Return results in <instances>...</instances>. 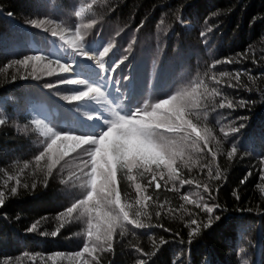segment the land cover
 Listing matches in <instances>:
<instances>
[{"label": "trees", "instance_id": "obj_1", "mask_svg": "<svg viewBox=\"0 0 264 264\" xmlns=\"http://www.w3.org/2000/svg\"><path fill=\"white\" fill-rule=\"evenodd\" d=\"M32 20L44 23L37 28ZM77 32L88 53L111 45L102 59L115 63L110 90L104 86L113 104L71 100L86 87L60 83L77 77L56 68L64 62L49 38L72 42ZM32 55L44 59L17 63ZM143 73L142 97L136 79ZM177 93L194 102L192 119L202 135L207 130L206 141L184 142L176 180L167 169L151 186V173L133 170L135 181L117 173L121 203L133 205L130 218L144 227L123 222L111 250L98 248L90 264H264V0H0V264H80L74 254L88 242L96 212L84 206L62 215L85 198L86 178L79 148L63 158L45 151L51 132L95 137L114 111L128 114ZM181 135L165 134L176 142ZM142 196L151 199L137 204ZM205 203L219 205L212 216L220 219L210 225L197 207ZM137 209L147 214L137 217Z\"/></svg>", "mask_w": 264, "mask_h": 264}, {"label": "snow or ice", "instance_id": "obj_2", "mask_svg": "<svg viewBox=\"0 0 264 264\" xmlns=\"http://www.w3.org/2000/svg\"><path fill=\"white\" fill-rule=\"evenodd\" d=\"M29 23L33 27L39 28L44 21L32 20ZM48 31V29H44ZM52 35L56 32L53 30ZM65 44H70L74 55L82 56L86 59L96 60L97 65L103 69L105 64L103 57L106 56L111 48V45L104 46L99 54L90 56L85 50L82 43L77 44L76 41H83L84 36L77 32L75 41L69 42L61 36ZM99 57V59L97 58ZM44 57L39 55L27 56L23 60L17 61L18 64L27 66L30 61H40ZM56 68L60 72L68 73L72 71L71 64H65L55 61ZM219 63V62H217ZM48 74L51 75L55 69L48 66ZM239 74L237 73V78ZM60 83L73 85H83L84 81L78 79L65 78ZM219 83V81H217ZM47 87H54V84H48ZM232 85H229L231 87ZM215 91V90H214ZM95 94V95H91ZM103 95L99 87L88 85L86 90L79 92L70 97L71 100L83 101L88 97L97 99ZM195 104L192 99L184 93L171 95L162 101L155 102L144 107H139L135 111L128 114L122 112H113L111 118L105 117L104 129L95 137H81L77 135H60L57 132H51V142L47 144L46 152H59L60 158L67 155L69 151H74L76 148H83L81 155H86V159L82 161L84 177L86 178L87 191L84 194L85 198L80 199L77 203L70 206L66 213L67 215L84 206H88L85 210L91 212L93 209L96 215L92 217L87 224V235L89 240L83 245L82 251H77L74 254L75 258H79L80 264H90L88 256L93 260L98 258L93 256V253L98 248L103 246V250H111V241L116 229H123L124 223L134 225L137 228H143L144 224L136 218H130L131 208L133 205H122L121 194L117 188V173L125 170L124 174L129 181H135L136 175L133 170H136L140 176L144 173H151V179L148 181V186L152 185L153 181H157V171H160V179H164L163 170L167 169L168 179L176 180L179 178L177 168L173 165L178 157L183 156L184 142H191L195 147L197 141L207 139V130L205 134L198 130L197 124L192 119L191 108ZM220 107H224L223 104ZM228 107H232L231 104ZM5 120L0 119V125H4ZM39 123V121H37ZM51 131V130H49ZM233 132H238L239 128H233ZM166 133L183 134L180 136V142L167 139ZM227 137L228 133H224ZM59 142V143H58ZM71 144L69 150H61L63 146ZM87 146V147H84ZM238 151V148L233 146L228 152V157L232 158ZM44 153L36 157L42 158ZM154 166V167H153ZM211 174V173H209ZM216 178L219 179V172ZM190 180L180 179L181 184L191 183ZM199 187V185H197ZM137 191L141 189V185L136 183ZM161 184L155 183V188L160 189ZM204 190L207 192L209 188L204 185ZM11 193L16 192V188H11ZM211 195V193H209ZM5 192L0 191V206L5 203ZM183 200L190 202L189 197L184 195ZM151 199L150 196H142L136 201L137 204H143L145 200ZM202 211L209 215V225L212 219L219 220V216L213 217L214 210L219 205L197 204ZM107 208V211L103 209ZM83 214V213H81ZM146 215L141 213L139 209L136 211V216ZM192 225H197L193 231H198L199 224L195 219L191 220ZM34 227V226H33ZM32 229H30L31 231ZM95 230V242L91 240ZM167 231V229H165ZM56 235V233H52ZM102 242V243H101ZM191 243V241H189ZM87 254V256L85 255ZM140 264H144L143 261Z\"/></svg>", "mask_w": 264, "mask_h": 264}, {"label": "rangeland", "instance_id": "obj_3", "mask_svg": "<svg viewBox=\"0 0 264 264\" xmlns=\"http://www.w3.org/2000/svg\"><path fill=\"white\" fill-rule=\"evenodd\" d=\"M184 27H189V25H186L184 24ZM47 37V35H46ZM35 40V38H34ZM32 37H30V44L31 46H33V41ZM17 41V40H15ZM36 41V40H35ZM49 41L52 45H54V49L56 51V55L59 59H61V61H63L65 64H71L72 65V71H69L68 73H65V74H68V75H76L77 79L78 80H82L84 81V84L83 85H80V84H73L72 86H75V87H87L88 85H91L93 87H99L101 92L103 93V95L97 97V99H105L106 101H108L109 103L113 104V102L115 101L114 99V95L111 94L112 96L109 95V90L111 88V84L113 82V77L111 76V71L112 69L114 68V65L115 63L111 60H109V58H105L103 60L104 64H105V67L103 69H101L97 64L96 66L94 67H90L89 66V70L90 72H83L82 69H81V62L82 60L84 59V57L82 56H76L74 55L73 51H72V48L70 47V44H65L64 43V40H61L59 43L55 41L54 38H49ZM10 43H12V40L9 41ZM88 42H90L88 40ZM82 43V42H81ZM103 42L100 41L99 42V46H101ZM83 44V43H82ZM84 45V44H83ZM16 46L14 45H11L9 46V50H13ZM67 50H71V53L73 54V59L71 62H67L64 60V58H62V56L60 55V53H65ZM14 51V50H13ZM88 52V51H87ZM90 56H94L96 54H93V53H88ZM61 56V57H59ZM147 57V56H146ZM99 59V57H97ZM82 59V60H81ZM135 61V58L134 59H130L128 60L127 64L126 65H131L133 62ZM138 65H141L140 64V60L137 62ZM144 67L146 70H148V67L144 64ZM93 69V70H92ZM97 71L98 73H93V72ZM108 81V85H109V90L105 89L104 86L106 85V82ZM136 82L139 83V92L138 94L139 95H142V97L144 96V90L146 88V83H145V77H144V73L142 75H139L138 78L136 79ZM28 95V98H30L33 94L30 93V94H27ZM91 95H95V94H91ZM89 99H93L92 97H88ZM87 98V99H88ZM93 100H96V99H93ZM61 105V107L63 106V104H59ZM70 127L71 126H68L66 129L67 130H70ZM73 127V126H72ZM75 128V127H73ZM40 144V143H38ZM87 147V146H85ZM75 153L81 157L82 160L86 159V155H81L83 153V148H79L75 151ZM80 154V155H79Z\"/></svg>", "mask_w": 264, "mask_h": 264}, {"label": "bare ground", "instance_id": "obj_4", "mask_svg": "<svg viewBox=\"0 0 264 264\" xmlns=\"http://www.w3.org/2000/svg\"><path fill=\"white\" fill-rule=\"evenodd\" d=\"M60 55L62 56V58H64L65 61L67 62H71L73 59V54L71 53V50H67L65 53H60ZM82 60V59H81ZM96 60H92V59H86L84 58L81 62V69L83 72H90V67H94L96 66ZM93 70V69H92ZM93 72V71H92ZM93 73H98L97 71L93 72Z\"/></svg>", "mask_w": 264, "mask_h": 264}, {"label": "clouds", "instance_id": "obj_5", "mask_svg": "<svg viewBox=\"0 0 264 264\" xmlns=\"http://www.w3.org/2000/svg\"><path fill=\"white\" fill-rule=\"evenodd\" d=\"M71 147H72L71 144H67V145L62 147V150H69V149H71Z\"/></svg>", "mask_w": 264, "mask_h": 264}]
</instances>
